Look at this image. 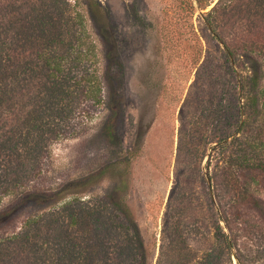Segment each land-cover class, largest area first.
I'll list each match as a JSON object with an SVG mask.
<instances>
[{
    "label": "rangeland",
    "instance_id": "rangeland-1",
    "mask_svg": "<svg viewBox=\"0 0 264 264\" xmlns=\"http://www.w3.org/2000/svg\"><path fill=\"white\" fill-rule=\"evenodd\" d=\"M216 2L200 8L192 0H95L103 9L96 20L82 0L67 1L70 18L84 16L80 49L89 52L86 61L64 64L71 72L60 81L72 90V102L65 98L53 108L56 117L46 126L40 154L0 152V214L12 210L0 217V238L17 233L29 215L64 209L82 214L99 207L118 226L124 208L133 227L115 228L114 240L125 235L127 248L121 253L118 244L107 257H95L96 264L139 261L130 243L136 236L145 264H200L217 246L216 224L234 245L233 264L236 255L242 264H264L262 214L245 207L233 218L231 209L249 195L264 202V180L243 185L238 160L243 100L235 76L243 63L237 58L231 67L222 44L205 27ZM77 22L67 25L71 34L62 54L74 56L79 48ZM36 53L32 57L39 62ZM83 72L94 82L87 84V96L74 83ZM59 191L52 201L40 197Z\"/></svg>",
    "mask_w": 264,
    "mask_h": 264
},
{
    "label": "trees",
    "instance_id": "trees-1",
    "mask_svg": "<svg viewBox=\"0 0 264 264\" xmlns=\"http://www.w3.org/2000/svg\"><path fill=\"white\" fill-rule=\"evenodd\" d=\"M67 1L0 0V152L12 153L15 157L19 153L37 157L44 148L40 144L46 141V126L51 125L53 116L56 117L53 108L58 110L57 106L65 98H73L72 90L64 89L60 81V76L66 79L71 72L64 64L67 61H86L89 51L80 49L84 45L85 26L81 18L84 16L76 13L74 18H70L71 5ZM192 1L198 7L205 8L215 0ZM77 2L73 7L77 6ZM82 4L90 16L98 15L96 20L101 19L103 9L95 0H82ZM74 19L78 20L76 26L80 31L76 38L79 48L73 56L72 53L62 54L61 50L65 46V38L71 34L67 25ZM204 24L213 38L222 44L229 65L234 66L237 58L243 63L241 74L235 75L243 100L239 111L241 120L238 124L242 136L238 160L243 170L241 177L244 186L263 182L264 0H217L206 14ZM230 32L234 37L226 41L222 34ZM36 49L39 62L32 57ZM74 68H77L76 64L72 71ZM36 83L40 84L35 97L33 89ZM74 83L80 85V91L87 96L90 93L86 89L87 84L94 82L91 75L83 72L75 75ZM92 91V97L95 98V88ZM105 130L110 135L111 128L106 127ZM54 131L50 129V132ZM7 159H11V156L7 155ZM106 170H100L96 178L104 175ZM60 194L61 191L40 197L47 202ZM34 195L27 194L21 198L14 210L23 207ZM245 207H252L264 218V202L252 195L234 202L231 207L233 218H238ZM99 209L91 208L82 214H68L64 209L63 212L27 216L17 233L0 238V264H96L95 257H107L111 254L110 250L115 252L118 244L116 250L123 253L127 248V239L124 235V239L121 237L120 241H115L114 229H122L131 223L126 211L119 208L124 222L122 220L121 226H116L113 225L114 219ZM10 213L12 210L9 208L0 217L6 218ZM224 221L228 226V220ZM78 229L82 230V237L77 235ZM214 239L217 246L205 252L200 264H233L231 248L234 245L224 235L219 224H216ZM130 243L131 249L140 256L137 261L133 255V260H136L134 264H145L144 248L139 238L136 236ZM236 262L242 264L238 255Z\"/></svg>",
    "mask_w": 264,
    "mask_h": 264
}]
</instances>
